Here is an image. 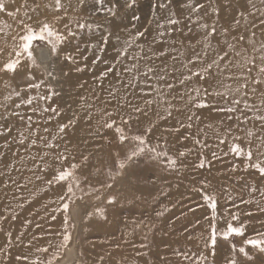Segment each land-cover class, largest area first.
Instances as JSON below:
<instances>
[{
    "label": "bare ground",
    "instance_id": "bare-ground-1",
    "mask_svg": "<svg viewBox=\"0 0 264 264\" xmlns=\"http://www.w3.org/2000/svg\"><path fill=\"white\" fill-rule=\"evenodd\" d=\"M14 1L15 5H12L7 0L0 1L5 4L7 11L19 12V15L15 19L8 16L7 12L0 13V28L3 29V31L0 32V47L10 48L12 46L14 41L11 39V37L21 31L18 21L20 19H25L26 22H28L24 16L26 11L33 18L28 23L35 22V19L37 17L39 18L40 14H45L43 8L38 10V14L32 13L29 10L31 7L30 4H32L31 2L27 1L28 7H26L23 0ZM62 2H65V0H62ZM72 2H74L72 3V6L75 7L76 0H72ZM52 13L53 14L49 17V20H51L52 17L59 15H55L54 12ZM47 14L48 13L46 12V15ZM67 15L68 17L66 16L63 19L58 20L59 25L62 27L63 33L65 32L64 25H71L72 22H74V28L75 31H77V24L80 22L81 16L83 18V9L78 8L76 11H73L70 7L68 9ZM46 17L47 16L44 15V19ZM110 32L112 33V36L109 40V43L105 46L104 52H99L101 41L97 35L90 38L96 45V48H92L90 46L89 48L85 47V49H83V47L80 48L78 57L87 56L89 63V66L86 67V60L80 59L81 63L77 66L83 67L84 71L71 72L70 70L65 69L64 71L69 72V76L67 77L63 75L64 71L61 73L62 77L60 79L62 84L65 86L64 90L66 93L64 91V96L62 97L64 99H60L58 101L56 98L54 99V107H57L61 111V115L49 120V116H52V113H44L42 110L35 112L33 115L34 118H32L31 127L27 126V118L24 119V146L25 148L34 150V152H30L32 153V156L26 157L25 162L21 161L19 163H15L11 167L13 168V172L11 174L15 175L18 183L23 185V187L15 190L12 188V185H10L7 188H4V192L3 190H0V212L1 210H5L7 213L6 221L0 222V228L4 231V234H12V242L9 243L10 248L6 250L2 242H0L2 244L0 245V248H4V250H6L5 252H7L9 255L14 253V255H26L28 256L29 260L37 259L40 264H49V262L50 264H95V261L97 263L103 259L107 262L110 260L115 264H197V258L201 253H204L205 255L209 254L202 248V244H205V241L208 239L209 227L212 221L211 218L206 220L203 219V217L208 213L207 206L203 205L197 210L190 212L187 214L189 217L173 221L170 225V228H166L165 226L173 214H180L189 209V206H183L185 202H189L191 200L196 201L199 198L196 193H188L189 197H185L186 194L182 187L199 189L201 187V181L204 180L208 181V188L206 191L208 193H214L217 198L216 211L220 216V220L218 222L220 226L225 224L229 218L232 217V214H237L239 217H241V220L244 219V221H252L251 226L248 227L250 230H256L257 232L264 231V211H261V209H264V195H261V191H264V186L256 187L263 184L261 182L263 179L259 177L257 172L255 173L256 175H254L253 169H248L246 171L244 168V162L238 161L240 159L235 158V155L232 156L231 153L227 151V147L229 146L230 142V135L228 134L227 129L231 128L228 122V116L223 119L222 117L218 118L219 116L210 113L198 114L197 110L195 109H191V111H189V108H185V104L187 103L186 100H179L177 107L183 109V111H174L172 112V115L165 120H161L159 122L158 117L150 112L149 118L152 122L156 123L157 127L153 130V133L149 135L148 140L150 147L155 148L154 144L157 145V142L164 141L166 139L170 146H172L168 153L173 154L175 157H177L180 151H184L186 153L185 157L180 158L179 160V171L169 170L165 165L163 166L166 167L168 172L173 174L172 176H180L182 182H185V184H174L171 189H169L167 186H163L161 184L164 178L160 174H155L154 180L156 182L153 185L146 184L144 186L139 185L138 187L129 185L130 191L137 190L143 193L141 199L143 200L144 205L146 204V206H142L141 208L137 209L135 204L132 202H127L126 206L124 207L126 210H128V212L137 210L135 211L137 213V218H135L132 223L125 224L124 226L125 230L127 231L126 233L128 234L127 236L130 235L129 231L135 230L134 227L140 229L142 233H144L147 228L149 229L147 235L151 241L149 242L148 247H146L147 258L136 254L135 251L130 252V254L128 253L127 246L129 241H132V238L122 236L121 239L119 237L120 233L118 232V228L120 227L121 222L117 218V214L124 208L120 210L118 206H114L115 204L108 203V206H112V208L110 207L107 210L109 211L107 213L109 219L98 224V229L105 236L112 237L108 239L107 243L104 245H98L100 250H94L95 253L93 252L92 256H88L85 253L81 254V235L84 230L80 224L78 214L76 215V211L72 209L75 206L73 204V206L69 208L71 213L75 214L74 218L76 217V228L74 233H71V240L68 242V244H64V220L58 217L57 220L55 219L56 221L52 222L50 216L56 214L55 211L57 208L62 207V203L71 202L73 197L70 196L74 195L71 194L69 196L66 194V196H64V187L61 188L59 185L48 187L46 191L44 190L45 185L43 182L36 180V175L42 174L38 171H36L35 174L33 171H30V169L33 168L34 163L32 157L36 156V162L38 163V156L42 153H39L38 147H31L29 145V140L26 139V137H29L31 133V138H36L37 136H47L49 139H51L52 135H56V130L60 123H66L69 119L77 118L75 127L68 130L67 140L57 141L61 145L59 150H63L65 147L68 148V161L72 164L75 163L80 165V167L75 170V174L76 176H82L86 178L82 181L84 185H89L92 188L101 186L102 192H104V194H111V192L113 194L115 189L117 191L122 190L124 182L117 181L114 183L112 188H108L106 186V184L110 182L108 180V174H105V177H103L101 173L97 174V176L91 175L94 173V170H97L99 167L98 163L100 160L97 161L96 158L109 157V154H105L109 144L105 143V141L100 138L97 140H92V138L96 136L97 131L101 132L104 136L113 141L111 147H118L116 141L117 134L115 133L114 129L110 130L100 128V125L108 119V117L103 115V110L107 108L109 111H112V119H116L118 125L120 124V120L116 116V113H123L125 111L124 109L118 107V101H121L124 97L125 89L117 82V76L114 73H109L103 80L97 79V77H99L109 65L114 63V59L117 55V49H119L121 46L120 44H117L116 36L120 37L121 43L127 37L132 36L128 32H126V35H118L122 33H119L115 29H112ZM5 33H8V35H5ZM135 40L136 39H134V41ZM134 41L132 47L128 50L129 55H135L137 51H140L137 45L141 43H139V41L134 43ZM254 41V46L259 48L261 39L260 42H257L256 40ZM245 47L247 48V54H254L252 51L253 45L249 44L245 45ZM42 52L47 55L49 59L41 60ZM35 55L37 57V62L41 64L43 69L48 68L50 70L49 65H51L50 62L52 60L50 53L48 51L44 52L42 49L35 52ZM97 55L100 56V60L96 64H92L95 65V69H93L90 67V64ZM254 55H259V53L255 52ZM104 61H107L108 63L106 64ZM125 62L129 64L131 63L130 61ZM157 62L159 63V61ZM172 62L173 61H171V63ZM169 63L170 61H167L168 65ZM61 69L62 67L59 65L56 76L59 75ZM33 72L37 81L40 80L41 78L37 73L36 68L33 69ZM128 78L130 79V77ZM15 84H17V81L10 80L8 75L0 76V100H3L2 102L9 104L10 101L15 98V95H9L11 88L7 86H14ZM231 84H233V87L236 86L235 82L233 81ZM55 85H57V83H55ZM79 85H83V87H79ZM89 88L92 89V94H89L90 96L87 95L88 92L84 91ZM113 88L119 89L117 93V99L113 100L111 104L106 105L104 101L108 100V92ZM73 91H77L78 93L80 92L79 94L85 97V100L81 101V96H79L76 100L75 94H72ZM129 94L133 97L135 95L133 90H130ZM176 95L177 93L172 94V96ZM75 100L78 102L77 104L75 103ZM88 104L92 105L90 109L86 108V105ZM47 106L53 107L50 101L43 103L40 101L38 106L35 107L42 109L43 107ZM86 110L90 112L93 117L92 120L88 122H85L83 119ZM156 111L162 113L163 109L156 108ZM191 112H195L196 115H199L200 120L194 119L192 121L191 128L180 127L181 122L187 125L189 122L187 117L189 114H191ZM25 117H27V115H25ZM1 120L2 118L0 116V121ZM217 120L222 121L221 127L215 124V121ZM250 121L253 122V119ZM256 123L257 121L244 124L243 131L240 130L242 128H239L238 133H231L233 134V137L237 135L241 137V140L238 141L241 146H244L247 142L246 132L249 129L259 132V123ZM147 126L148 121L142 118L140 125H137L135 122H133L131 129L129 130L128 128H125V132L130 136L131 134H135L139 131L143 132L144 128ZM45 127L50 129L49 133L44 132ZM166 128H180V131L165 132L164 129ZM183 132L188 133V137L190 138L181 140L180 137L183 135ZM196 138H200L202 143L206 144L207 147H196L194 143V139ZM221 139H223L225 142L220 143ZM85 140L90 142L91 146H94L93 154L89 156V161L87 164L82 162V154L85 155L86 152L85 144L87 143H85ZM83 143L84 147H82ZM97 144L100 145L99 149L96 148ZM158 147L160 146L158 145ZM155 149V153L157 155L159 148L156 147ZM213 153L216 154V158L213 157ZM73 157H75V159H73ZM157 157L159 158V156ZM201 157L204 158L206 165L210 163L211 166H206L203 169L195 166V164H199ZM47 159L50 168L61 167V164L54 161L51 156H49ZM64 165L65 164L63 163V166ZM233 165H236L235 170H233ZM152 166H159L161 168L162 164L157 163L153 164ZM138 171L142 173L141 170ZM50 175L51 173H49L48 178H50ZM253 185L259 189V191L250 192L248 186ZM166 193H170L172 199L167 201V204L165 199H163L164 206L162 203L159 204H161L160 207L162 208L169 206L171 208V210H168L169 214L167 216L162 215L161 220L154 218L151 212L150 215H144V211L148 210L149 207L151 208L150 210H152L154 205L150 204L153 202V199L148 198H150L152 194L158 198L162 197ZM60 195L65 197L63 202L58 199ZM242 200L250 202L241 203ZM53 201L55 202L53 203ZM147 205L149 206L148 208ZM179 206L182 207L180 208ZM227 206H230V208L227 209ZM162 208H160V210ZM249 212H251L252 215H247ZM13 215L16 216L15 220L11 219ZM110 219L114 222L110 221ZM193 219L195 222L200 220V223L190 227L194 223ZM29 220L32 221V224L26 225L25 222ZM37 223L41 225L40 228L36 227ZM255 224L259 226H256ZM155 232L158 233L155 234ZM20 233H24V236L22 240H17L16 237L19 236ZM33 236H36L37 239L33 240ZM189 237H191V239H189ZM30 241L31 243H29ZM61 244H63L61 248L62 256L56 257L58 259L51 262L50 258L53 257L52 255L58 250ZM37 248H47L48 251L38 252L36 250ZM177 253L180 254L178 255ZM184 254H187L189 258L185 259ZM3 258L4 255L0 254V264H32L30 261H17L12 257L7 262H3ZM223 258L227 259V256H222V253L220 252L217 254V256L209 255L208 263L224 264L221 262ZM244 264H247V262L245 261Z\"/></svg>",
    "mask_w": 264,
    "mask_h": 264
},
{
    "label": "snow or ice",
    "instance_id": "snow-or-ice-1",
    "mask_svg": "<svg viewBox=\"0 0 264 264\" xmlns=\"http://www.w3.org/2000/svg\"><path fill=\"white\" fill-rule=\"evenodd\" d=\"M251 3V0H248ZM264 3V0H261ZM88 0H76L75 7L72 6V0H50V2L41 5L39 0H33V5L30 7L32 13H37L38 10L46 9L48 11L54 12L56 15L54 19H63L71 7L73 11L78 8L82 9L86 6ZM94 3L98 6L97 12L107 11L111 15H115V5L112 8L100 7L105 4V0H94ZM136 3V0H127V6L132 7ZM172 0H153L152 8L153 10L167 9L171 5ZM185 5H181L184 7ZM186 6L188 7L190 13H199L204 9L205 5L202 3L193 4L192 0H186ZM26 7L27 4H26ZM227 7V4L225 5ZM213 13L219 14V8H213ZM7 12V15L13 17L14 19L19 15L18 11H7L4 3L0 2V13ZM238 15L245 18L244 12H239ZM27 21H31L33 18L26 11L24 13ZM138 19V17H136ZM191 23H196L195 20L188 17ZM21 31L16 35H13L11 39L14 41L10 48L0 47V76L8 75L9 79L15 81L17 79H25L23 85H17L15 88H11V85H7L11 88L10 96L15 95V97L20 98V102L15 104V109H19L24 105L31 106L34 102L37 104L40 101H50L53 96H58L60 93L55 90L51 83L46 82L45 79H40L37 81L34 75L33 69L40 68L41 64L37 62V57L34 55L33 45L34 42H46L50 46V57L56 60L60 59L61 53H63V59L66 64L77 65L79 59L87 60V56H74L71 53L65 51L61 46L66 45L71 42L72 39L76 38V33L72 31L68 24L64 25L65 32H59L55 25L48 22L46 19L44 21L37 20L35 26L32 23L26 22L25 19H20L18 21ZM235 24L239 25L240 21L235 20ZM181 20L178 18L176 12H170L166 20L158 22L157 28L161 29L160 36L163 37L165 34L171 36L173 32H180L184 34L183 29L175 26H179ZM80 29L91 30L93 25L88 23H79L77 25ZM10 27V26H9ZM97 28L100 25L96 26ZM199 27L204 29V41L201 50H197L195 47L191 46L189 42V47H191V54L184 56L183 51H179L178 55H172L166 50L152 51L151 45H149L148 52L144 51L143 45H137L140 51L135 55H129V48L132 47L134 39H140L146 35L147 29L144 31H137L134 36L127 37L122 43L119 36H116L117 44L121 46L117 49V55L114 59V63L109 65L104 72L97 77L98 80H103L107 77L109 73H114L117 76V82L121 84L125 89V95L121 101H118V107L124 109L123 113L117 112L116 116L120 120V124H117L116 119H112L113 112L109 111L107 108L103 110V115L108 117L107 120L100 125L103 129H114L116 135V141L118 142V147L115 152L109 153L110 164L105 168L108 174L107 183L108 188H112L114 183L117 181L124 182L133 187H138L142 177L141 173L137 169L139 163V158L142 157L146 152L154 153L155 148L149 146L148 137L153 133V130L157 127L156 123L152 122L149 118L150 112L155 114L158 119L165 120L172 115L173 110L180 112L183 109L177 107L172 101L179 99L180 101H187L185 108L191 109H206L210 108L216 112H224L229 114L239 113L238 116L228 115L229 120L236 119L240 124H247L250 119L259 122V132L249 129L246 132L247 142L244 146H241L238 141L241 140L239 135L233 137L234 143L230 147V152L235 155V157L244 158V168L255 170L259 177L264 179V43H261L259 48H256L254 37L255 32L251 33L250 37L245 35H233L234 29L231 26L224 27L219 33L215 25L209 27L207 23L199 24ZM255 27V25H253ZM261 27H264V20L261 21ZM3 29L0 28V32ZM189 33L191 32V27H188ZM8 35V33H5ZM220 35L223 37L222 41L217 42V45L213 47L210 42V38ZM112 36L111 32H107L101 36V43L99 47V52L105 51V46L109 43ZM231 37V41L229 40ZM162 41H154L153 43H161ZM253 45L252 51L258 52L259 56H250L247 54V48L245 45ZM92 48H96L95 44L90 45ZM184 47L183 41L180 42V48ZM176 51V49H173ZM76 53L80 52L79 47L76 48ZM184 57L181 59L180 57ZM49 59L47 55L43 52L41 53V60ZM167 59H171L173 64L171 67L167 64ZM100 60V56L97 55L92 61L96 64ZM259 60V63L257 62ZM125 61H130L131 63H126ZM159 61V63H157ZM27 62V63H25ZM104 63H108L104 61ZM177 64L179 67H177ZM51 68L52 66L49 65ZM44 71L47 74L48 80L55 81L57 77L55 75L54 68L49 70L45 68ZM76 72L84 71L83 67H75ZM63 75L65 77L69 76V72L64 71ZM130 77V79L128 78ZM227 81L235 82L236 86L227 83ZM7 83V82H6ZM181 91L177 92L176 96H172V93L177 90V87ZM83 87V85H79ZM44 88L47 90V94H41L36 91L35 94H31L33 90H39ZM130 90H133L134 97L129 94ZM119 89H110L108 92V100L104 103L111 104L113 100L117 99V93ZM260 92L261 100L259 106L251 103L248 97L250 95H255ZM29 93L25 98L22 94ZM216 97H220L227 106L217 107L213 104ZM81 101L85 100V97H80ZM241 105L243 107H241ZM2 106V105H0ZM155 106V107H154ZM92 107L91 104L86 105L87 109ZM156 108H162L163 112L156 111ZM43 111L44 113H52L49 116V120L54 117H59L61 111L57 107H43L42 109L38 107H32V112ZM251 112L253 115L249 117L248 113ZM21 120L25 119L19 112H13ZM92 114L85 111L83 119L85 122L92 120ZM142 118L148 121V126L144 128L143 132L134 136H129L125 132V128L131 129L132 123L135 122L140 125ZM200 120V116L196 115L195 112H191L188 115L187 120L189 121L187 125L183 122L180 123V127H192L193 120ZM77 118L69 119L66 123H60L56 130V135H52L51 139L47 136H37L36 138H31V133L26 139L29 140V145L33 148L39 149L37 163V157L33 156V171H36L42 175H36V180L42 181L45 185V191L48 187H54L59 185L61 188L64 187V182L72 178V181L77 187H79L80 181L75 174V170L80 167L79 164H72L71 171L63 167V162L68 161L69 154L68 148L65 147L63 150H59L61 145L58 140H67L68 130L75 127ZM28 127H31L32 117H27ZM243 130V129H240ZM10 128H6L0 131V135L4 132H10ZM165 132L175 131L179 132L180 128L174 129H164ZM45 133H49L50 129L45 127ZM229 135L232 133V129H227ZM91 134V133H90ZM96 136L104 140L105 143L111 145L112 140L108 139L101 132L97 131ZM190 137H183L182 139H187ZM132 141L135 142V146L131 149L126 147V143ZM223 139L220 143H224ZM20 144H24V139L19 141ZM87 143V141H85ZM194 143L201 147H207L203 144L201 139H194ZM96 148L99 149L100 145L97 144ZM47 150V151H45ZM159 155V154H158ZM162 155L168 157L167 163L170 170L179 171V160L185 157L186 153L180 151L177 157L173 158L168 156L167 152L162 153ZM61 164V167H51L48 163V157ZM213 157L216 158V154L213 153ZM75 159V157H73ZM89 161V155L82 154V162L87 164ZM210 167L211 164L205 163L203 157H201L198 168ZM236 169V165H233V170ZM18 171V169H17ZM98 172L101 171L100 168L97 169ZM49 173H51L50 178H48ZM3 175V173H0ZM13 184H16L17 188L23 187L17 181L13 180ZM5 188L8 184L4 185ZM250 192H257L254 185L248 186ZM208 188V181H201V187L199 189H194L195 191H200L203 196L202 198L208 202V207L212 210L213 219H215V210L217 208V198L214 193H208L206 189ZM67 192L73 193L72 183L67 184ZM261 195H264V191H261ZM62 202L65 200L63 195L58 197ZM55 201H53L54 203ZM109 204L116 203V197L110 196L107 201ZM250 201H241V203H249ZM62 208L64 211L68 210V204L62 203ZM47 207V206H45ZM196 209L190 208L189 211H195ZM101 213L103 219H107L103 215L104 210L98 209ZM264 211V209H261ZM157 215H163V213H157ZM247 215H252L251 212ZM232 220H238L239 215L232 214ZM3 219V217H0ZM12 220L16 219V216L11 217ZM50 219L55 220V215H51ZM26 225L32 224V221H26ZM245 224L242 223L240 226H233L232 223H228L226 230L218 231L215 224L211 225V231L209 233L208 239L205 241V247L209 250V254L205 255L201 253L197 258V264H208V258L210 256H215L216 246L218 244V239H223L228 241L232 236H243ZM37 228H40L39 223L36 224ZM9 241H11L12 234L7 233ZM24 233H20L16 237L17 240H22ZM33 240L37 239L36 236L32 237ZM67 240L68 237L66 236ZM191 239V237H189ZM31 243V241L29 242ZM248 246L254 251H249ZM233 254H239L244 258L247 264H264V232H258L253 238H247L244 240L243 246L237 248L233 243L230 245ZM38 252H47V248H37ZM0 254H3L5 259L8 257V253L5 252L4 248H0ZM178 255L180 253H177ZM185 259L189 257L187 254ZM28 256L18 255L16 256L17 261H28ZM32 264H40L39 261H33ZM50 264V262H49ZM228 264H239L238 259L234 255L228 262Z\"/></svg>",
    "mask_w": 264,
    "mask_h": 264
},
{
    "label": "rangeland",
    "instance_id": "rangeland-1",
    "mask_svg": "<svg viewBox=\"0 0 264 264\" xmlns=\"http://www.w3.org/2000/svg\"><path fill=\"white\" fill-rule=\"evenodd\" d=\"M0 1H6V0H0ZM7 1L9 3H11L12 5H15L14 0H7ZM23 1H24L25 5L27 4V1L32 3V4H30L31 6L33 5V0H23ZM39 2L43 6V4L48 3L50 1L49 0H39ZM192 2H193V4L202 3L205 5V7L199 13H190L188 7L186 6V0H172V3L169 6V8H167V9L157 8L155 10H153V8H152L153 0H136L135 5L132 7L127 6V0H105V4L103 6H100V7L112 8L115 5L114 11L116 14L113 16L110 13H108L107 11L97 12L96 9L98 6L94 3V0H88V3L86 4V6L82 8L83 9V18L81 16L79 23L92 24L93 25L92 29L91 30H89L87 28L80 29L77 26L78 30L75 31L74 22H72L71 25H69V26L71 27L72 31H75V33L77 34L76 38L72 39L70 43H68L66 45H62L61 47L65 51H67L68 53H71L74 56L78 57V53H76V51H75L76 48L77 47H79V49L81 47H83V49H85V47L89 48L90 45L94 44L93 41L90 39L93 36L97 35V37H99V40L101 41V36L104 34H107V32H110L112 29H115L119 33H122V34H118V35H126V32H128L132 36H134V34L138 30L144 31L145 29H147L146 35L144 37H142L138 40L136 39L134 41V43H136V41H139V43H141V44H138V45H143L145 52H148L149 45H151L152 51H157V50L162 49V50L168 51L172 55H178L179 51H183L184 56H188L191 54V47H189V42H191V46L195 47L197 50H201L202 44L205 43V41H204V31L205 30L199 27V24H201V23H207L209 25V27L215 25L216 28L218 29V33L224 27H228V26H231L234 29V31L232 33L233 35H245L246 37H250L251 33L254 31L255 37L253 39L256 40L257 42H260V39H261V43H264V27H261V21L264 20V3H262L261 0H251V3H249L248 0H192ZM72 3H74V2H72ZM226 4H227V7H225ZM181 5H185V6L181 7ZM213 8H219L220 9L218 15L213 13V11H212ZM43 10L45 11V14H40L39 18L37 17L35 20L36 21L37 20L44 21L46 19L48 22L54 24L56 29L59 32L63 33L62 27L59 25L58 20L54 19V17H52L51 20H49V17L52 16L53 13L51 11L46 10V9H43ZM173 11L177 13L178 18L181 20V24L179 26H175V27L182 28L184 34L182 35L180 32H173L171 36L165 34L163 37H161L159 33L162 30L157 28V24H158V22L166 20L167 17L169 16L170 12H173ZM46 12L48 13L47 15H46ZM239 12H244L246 19L240 17L238 15ZM44 15L47 16L45 19H44ZM55 15H56V13H55ZM66 16L68 17V15H66ZM189 16H191V19L195 20L196 23H191L190 20L188 19ZM136 17H138V19H136ZM235 20L240 21L239 25L234 23ZM35 22H31L33 24V26H35ZM97 25H100V27L97 28L96 27ZM253 25H255V27H253ZM189 26L191 27L190 33L188 31ZM222 39H223L222 36L217 35L215 37L210 38V42L213 45V47H215L217 45L218 40L222 41ZM229 40H230V42L234 43V41H231V37H229ZM154 41H162V42L161 43H153ZM181 41H183V45H184V47L182 49L180 48V42ZM174 48L176 49V51L173 50ZM33 49H34V55H35V52L40 51L42 49L44 52L48 51L50 53V46L47 45L46 42H40V41L34 42ZM254 54H248V55L256 56V57L259 56V55H254ZM60 56H61L60 57L61 60L60 59L56 60L55 58H51L52 60L50 62L52 65L50 70H53V68H54L55 75L57 73V68L59 67V65L62 67V69L59 72V75L56 76L57 80H55V81L48 80L47 74L44 71L42 66L40 68H36L37 73L40 75V78L46 79V81L48 83H51L52 86L55 88V90L60 93V95L53 96L52 99L50 100L53 107H54V99L55 98L57 99V101L60 99H64L62 97L64 96V91H65L64 87L65 86H64V84H62V81L60 79L62 77L61 73L65 69L70 70L71 72H76L75 67L77 65H80V63H81V61L79 59V63L77 65L66 64L64 59H63V53H61ZM180 58L183 59L184 57L182 56ZM167 61H170V63H171L172 60L167 59ZM257 62L259 63V60H257ZM170 63H169V67L172 66L173 62L171 64ZM92 64L93 63L90 64V67L95 69V65H92ZM87 66H89L88 60H86V67ZM177 67H179L178 64H177ZM58 79H59V81H58ZM16 81H17V84H15L14 86H11V88H15L17 85H23L26 82L25 79H17ZM231 82L232 81H227V83H231ZM55 83H57V85H55ZM35 91H39L40 93L42 92L41 94H45V92H46V94H47L46 89L33 90V92L31 94H35ZM84 91L88 92L87 95L92 94V89H90V88L86 89ZM178 91H181L179 86L177 87V90L174 91L172 94L177 93ZM101 92H102V90H101ZM65 93H66V91H65ZM79 93L77 91L76 92L73 91V93H72V94H75L76 100L78 99L79 96H81V94H79ZM28 94L29 93H23V96L26 98ZM248 99L250 100L251 103H254L255 105L259 106L260 100H261L260 92L258 91L255 95H250L248 97ZM76 100H75V103L77 104L78 102H76ZM2 101L3 100H0V105H2V106H0V108H1L0 109V111H1L0 116L2 118V120L0 121V131H3L6 128L11 129L10 132H4L3 135H0V173H3V175H0V190H3V192H4V188H5L4 185L5 184H8V186L12 185L13 189L18 190L16 184L12 183L13 180L17 181V178L15 177L14 174H11L13 172V168H11V167L15 163H19L21 161L25 162L26 157L32 156V153H30V152L31 151L34 152V150H32V149L30 150V148H25L24 144L19 143V141L21 139L25 138L24 134H23V132H24L23 128H24L25 121H24V119L21 120L19 117H17L16 115H13L12 113L15 111V112H19L24 117H25V115H27V117L31 116L32 118H34L33 117L34 112L31 111V108L38 106V104H37V102H34V104L31 106L24 105L19 109H15L14 106H15V104L20 102V98H17V97L13 98L12 101H10L11 104L10 103L6 104ZM178 101H179V99L173 100L172 103L175 105H178L177 104ZM43 102L44 101H42V103ZM213 104L217 107L227 106L226 103L223 100H221L220 97H216ZM241 107H243V106L241 105ZM195 110H197L198 114L210 113V114H214V115L219 116L218 118L222 117L223 119H225L228 115H233V116L239 115V113L229 114V113H224V112H216L210 108L195 109ZM174 111L175 110H173V112ZM252 114L253 113L249 112L248 113L249 117H251ZM27 117H25V118H27ZM218 120L215 121L216 122L215 124L219 125L221 127L222 121H218ZM250 120L248 123L256 122L255 120H253V122ZM160 121L161 120L159 119V122ZM228 122L230 124L231 129H232V132H234L233 134L238 133L239 128L244 129L243 128L244 124H240L239 121L236 119H233V120L228 119ZM257 123H259V122H257ZM140 133H142V132L139 131L135 134H131L130 136H134V135H137ZM182 134L183 135L180 137L181 140H185L182 138L188 137V135H189L186 132H183ZM233 134L230 135V142H229V146L227 147L228 152H230V147L234 143ZM97 139H99L98 136H95L92 138V140H97ZM198 139H200V138H198ZM117 144H118V142H117ZM158 145L160 147H158ZM134 146H135V142L129 141L126 143V147L129 149H131ZM82 147H84V143H83ZM85 147H86L85 155H89V156L92 155L93 151H94V146H91L90 142L87 141V144H85ZM154 147L159 148L157 155L155 152L154 153L146 152L142 157L139 158V163L137 165V169L142 171V173H141L142 177H144V175H145V177L143 179H141L139 185L144 186L146 184H151V185L155 184V182H156L154 180L155 174H160L164 178L162 180L161 184L163 186H167L169 189H171V187L174 184H185V182H182L180 176H172L173 174L166 170V167L170 170L169 165L167 163L168 157L162 155V153H164V152L168 153V151L171 149L172 146H170L169 142H167L165 139L164 141L157 142V145L154 144ZM196 147H201V146L196 145ZM116 150H117V146L111 147V145H108L105 154H109V152H115ZM178 150H179V148H178ZM35 152H38V151H35ZM96 155H98V154H96ZM231 155L233 156L234 154L231 153ZM157 156H159V158ZM168 156L175 158V156L173 154H170V153H168ZM235 158H237V157H235ZM238 159H240L238 161L244 162L243 157H239ZM96 160L97 161L100 160L98 163L99 164L98 168H100L101 171L98 172L97 170H94V173L91 175L97 176V174L101 173L103 175V177H105V174H107V172L105 171V168L110 164L109 158L97 157ZM63 163L66 165V166L64 165L63 167L65 169H68L71 171L72 163H70L69 161H65ZM157 163L162 164V167L164 165L166 167L160 168L159 166H154V167L152 166L153 164H157ZM195 166H197V165L195 164ZM255 173H256V171L254 170V175H256ZM77 177L79 178V181H80L79 187H77L75 185V183L72 181L71 177L69 178L68 181L64 182V192H65L64 196H66V194L69 196L71 195V193L67 192V184L72 183L74 196H70V197H73V200L71 202H68V203L66 202V203L68 204L69 207L75 205L72 209H74L76 211V215L78 214L80 224L82 225L83 230H84L82 232V235H81V237H82L81 254L85 253L88 256L89 255L92 256V253L93 252L95 253L94 250H96V251L100 250L99 246L104 245L105 243H107L108 239L112 238L109 236H105L98 229V224L103 223L105 220L109 219V217L107 216V213L109 211H107V210L110 207L112 208V206H108L107 201H108V198L110 196L116 197V203L114 206H118L120 208V210L126 206L127 202H129V203L132 202L133 204H135L137 209L141 208L142 206H146V204L144 205L143 200L141 199L143 193L139 192L137 190L130 191L129 184H127V183H124L122 190L117 191L115 189L114 190L115 192L113 194H112V192H111V194H104V192H102L101 186H98L96 188H92L91 186L84 185L82 183L83 179H86V178H84L82 176L81 177L77 176ZM261 182L263 184L258 185L256 187H260V186L263 187L264 186V179L261 180ZM182 188L185 191V194H186L185 197L186 196L189 197L188 193H190V194L196 193L199 197L196 201L191 200L189 202H185L183 206H189V209L194 208L197 210L199 207L206 205L208 208V213H207V215H205L203 217V219L206 220L208 218L209 219L211 218L212 219L211 225L215 224L216 229L218 231L226 230L228 223H232L233 226H236V227L240 226V224H242V223H244L246 225L245 229H244V235L243 236H232L229 238L228 241H224L223 239H218V244L216 246V254H215V256H217V254L220 252V253H222V256H227V259L223 258L221 261L224 264H228L229 260L234 255L238 259L239 264H244L245 263L244 258L242 256H240L238 253L233 254L231 251L230 245L234 243L237 246V248H239L240 246H243L245 239L255 237V234L258 232L256 230H250L248 228L249 226H251L252 221H244V219L241 220V217H239L238 220L234 221L230 217L229 220L225 224L220 226L218 224V222L220 220L219 214L215 210V219H213L212 210L208 207V202L202 198L203 194L200 191L194 190L197 188H188V187H182ZM141 189H143V188H141ZM142 191H144V190H142ZM95 193L98 195H96ZM170 193H166L162 197H158V198L152 194L151 197L148 199H153V202L150 203V204H154L153 209L150 210L151 208L147 205V208L148 207L149 208H148V210L144 211V215H150V212H151L153 214V217L158 219V220L162 219L161 218L162 215H157V213H163V215L167 216L169 214L168 210L169 209L171 210V208L169 206L162 208V207H160L161 204H159V203H162L164 206L163 199H165L166 204H167V201L172 199V196L170 195ZM69 207H68L67 211H64V209L62 207L57 208V210L55 211L56 220L58 217H60L64 220V230H65V232H64L65 233V235H64V242L65 243L64 244H68V242L71 240V233H74V230L76 228L75 227L76 226L75 225V218L76 217L74 218L75 214L71 213V210ZM179 207L181 208L182 206H179ZM160 208H162V209L160 210ZM228 208H230V206H227V209ZM98 209L104 210L103 215L106 216L107 219H103L101 217V213L97 211ZM189 209H187V211H184L180 214H173L171 216L169 222H167V225L165 227L170 228V225L173 221L181 220L185 217H189V216H187V214L192 212V211H189ZM135 211H137V210H134L133 212H128V210H126L124 208L123 210H121L117 214V218L121 222V225L118 228V232L120 233L119 237L121 239H122V236L128 235L126 233L127 231L124 228L125 224H130L134 221L135 218H137V213ZM6 214L7 213L5 210L4 211L1 210L0 217H3V219H0V222L6 221V216H7ZM56 220H52V222H54ZM110 221L114 222L111 219H110ZM199 223H200V220L199 221L197 220L196 222L194 220L193 225H191L190 227H193L195 224L198 225ZM211 225L209 227V233L211 231ZM255 225L259 226L257 224H255ZM134 229L135 230H132V231L128 230L130 235L127 237L128 238L131 237L132 241H129V244L127 246V251L129 254H130V252L135 251L136 254H138L140 256H144L145 258H147L146 247H148L149 242L151 241L149 236L147 235V232L149 231V229L147 228L144 233H142V231H140V229H137L135 227H134ZM3 232L4 231L0 228V239H1L0 242H2L3 246L7 250L10 248L9 243L12 241H9L7 233L4 234ZM259 232H264V231H259ZM157 233L158 232H155V234H157ZM66 236L68 237L67 240L65 239ZM77 237H78V235H77ZM2 244L0 243V245H2ZM62 245L63 244H61L60 247L58 248V250L55 251V253L52 255L53 257L50 258L51 262L53 260L54 261L57 260L58 258H56V257L62 256L61 255ZM202 248L209 253V250L205 247V244H202ZM248 250L254 251L253 249H251V246H248ZM16 256H18V255H14V253H13L11 255H8L7 259H5V257H4L2 260H3V262H7L11 257L16 259ZM28 261L33 262V261H37V259H30V260L28 259ZM108 261L109 262H107L103 259L101 261H98L97 263L95 261L94 263L95 264H115L110 260H108ZM201 264H203V262H201Z\"/></svg>",
    "mask_w": 264,
    "mask_h": 264
}]
</instances>
